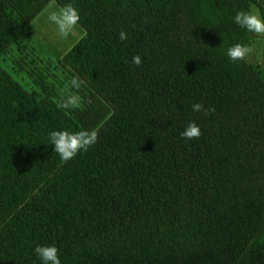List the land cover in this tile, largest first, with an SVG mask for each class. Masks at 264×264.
<instances>
[{
    "label": "trees",
    "instance_id": "16d2710c",
    "mask_svg": "<svg viewBox=\"0 0 264 264\" xmlns=\"http://www.w3.org/2000/svg\"><path fill=\"white\" fill-rule=\"evenodd\" d=\"M52 2L84 32L53 62L21 45ZM241 10L264 0H0V264H40L37 245L61 264H264V67L226 55L253 43ZM82 129L97 143L61 161L49 132Z\"/></svg>",
    "mask_w": 264,
    "mask_h": 264
},
{
    "label": "clouds",
    "instance_id": "9594fccd",
    "mask_svg": "<svg viewBox=\"0 0 264 264\" xmlns=\"http://www.w3.org/2000/svg\"><path fill=\"white\" fill-rule=\"evenodd\" d=\"M51 7V6H50ZM47 11V20L54 24L57 34L62 39H67L78 27L80 21L79 10L71 3L57 10ZM233 23L241 29L246 30L256 36H264V17L258 11H237L232 18ZM127 33L121 31L119 39L127 40ZM253 49L244 44H234L228 47L226 55L232 62L243 61ZM131 63L139 67L142 64V57L135 55L132 57ZM82 86V81L77 77H72L69 83V90L64 93L58 101V107L64 111L79 109L83 103V97L78 90ZM192 112L199 113L204 110L201 103H194L191 106ZM201 129L195 122L188 123L187 127L180 133L184 140H192L199 138ZM98 140L96 130L82 129L77 131L71 130H53L47 136V142L52 146L55 154L59 156L61 161L68 162L76 158L79 154L86 152L90 147L94 146ZM34 253L40 261V264H61L59 249L55 245H37Z\"/></svg>",
    "mask_w": 264,
    "mask_h": 264
},
{
    "label": "rangeland",
    "instance_id": "374dc122",
    "mask_svg": "<svg viewBox=\"0 0 264 264\" xmlns=\"http://www.w3.org/2000/svg\"><path fill=\"white\" fill-rule=\"evenodd\" d=\"M46 9L52 11L59 9V7L55 2H52ZM46 9L33 21L22 38L21 45H24V48H28V51L29 49H33L36 57H40L44 61L50 60L53 62L56 61L58 55L65 54L70 50V48L83 37L84 32L77 27L67 39H62L57 34L56 26L48 22V13ZM253 36V43L251 45L253 51L245 60L252 63H259L264 67V36ZM2 66L25 88V90L36 96V88L28 77V74L19 71L18 67L11 60V57L7 56ZM36 97H38V95Z\"/></svg>",
    "mask_w": 264,
    "mask_h": 264
}]
</instances>
